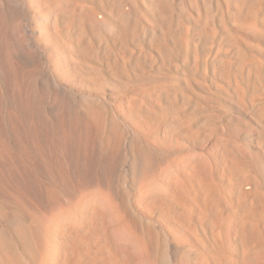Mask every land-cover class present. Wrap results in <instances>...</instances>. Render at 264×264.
<instances>
[{
    "label": "bare ground",
    "instance_id": "1",
    "mask_svg": "<svg viewBox=\"0 0 264 264\" xmlns=\"http://www.w3.org/2000/svg\"><path fill=\"white\" fill-rule=\"evenodd\" d=\"M34 7L47 22L54 46L76 60L74 70L87 66V76L95 77L97 84L124 90L129 74H150L159 67L166 74L182 72L186 80L179 89L151 87L144 95L152 100L139 103L129 97L125 110L127 118L139 117L166 131L181 129L185 135L199 129L189 118L184 93L191 80L201 78L204 46L217 41L229 46L234 68L243 70L248 51L238 49L226 31L233 24L253 23L260 34L254 40L264 44V0H37ZM26 14L23 0H0V264H44L49 252L48 264H132L131 253L116 246L108 233L110 200L116 201L146 252L155 253V229L143 226L114 188L116 170L131 168L122 152L128 142L137 145L135 138L127 142L115 125L101 137L103 121L81 111L62 120L77 97L44 71L42 49L25 38ZM206 17L222 34L220 42L215 29H207ZM209 66L230 78L224 61L213 60ZM248 72L258 78L257 68ZM240 90L239 83L233 85L236 96ZM131 95L142 94L133 90ZM222 150L218 169L204 161L193 164L190 177L175 176L161 190H149L146 200L178 230L193 236L208 234L223 213H230L236 221V242L253 248L264 261V223L258 225L251 215L257 207L264 218V199L258 196L256 207H250L240 191L250 156L237 147L231 153ZM133 152L140 167L137 178L146 185L153 177L154 159L149 152ZM145 162L151 169L144 168ZM223 179L234 185L232 199L218 189ZM73 210H78L75 217L65 215ZM188 259L190 264H234L211 239Z\"/></svg>",
    "mask_w": 264,
    "mask_h": 264
},
{
    "label": "rangeland",
    "instance_id": "2",
    "mask_svg": "<svg viewBox=\"0 0 264 264\" xmlns=\"http://www.w3.org/2000/svg\"><path fill=\"white\" fill-rule=\"evenodd\" d=\"M23 1L27 9L25 17V29L27 28L28 32L27 36L25 35L27 43L35 44L42 49L41 63L44 71L54 76L61 85L77 97V103H73V107L68 112L63 113L62 120L65 122L68 117L70 118L79 111L88 116L96 115L103 121L101 137L108 134L111 125H115L119 132L127 137V142L131 137L132 139L135 138V143L137 142V145L129 142L126 144L122 152V157L124 155L122 160H127L131 168L128 171H123L122 167L116 170L114 188L117 187L116 189L121 191L130 213L143 226L155 229L158 239L156 250L153 251L155 253L146 252L143 242L135 236L114 200L109 201L110 215L107 218L108 233L112 241L116 246L125 248L131 253L132 264H190L188 259L190 253L205 246L209 239L217 244L219 253L234 264H264V261L257 258L253 248L242 247L236 242L233 236L236 221L230 213H223L217 225L208 234L198 233L193 236L178 230L175 223L167 218L159 208L152 206L146 200L149 190H161L163 185L169 183L175 176L190 177L188 170L193 164L204 161V164L208 163L210 167L218 169L220 167L219 161L224 156L223 147L230 153L232 147H237L245 150L250 156L251 162L246 163L250 166L247 167L249 172H243V179L245 180L240 185L241 195L249 206L256 207L254 200L258 196L264 199V143L261 141L264 131V59L262 58L264 44L254 40L260 37L256 25L253 23L233 24L232 30L226 31L229 39L237 45L238 49L248 51L246 52V59L243 61V70L234 68L233 52L229 46L218 43V41L216 44L207 43L204 46L202 63L206 65L202 66L201 78L191 80L189 82L191 87L184 93L188 105L186 106L190 108L189 118L199 126V129L193 135H185L181 129L166 131L163 126H151L142 118L141 120L139 117L127 118L125 110V104L129 97L139 103L152 100L149 96L144 95V92L151 87L161 84L171 85L179 89L180 83L186 80L182 72L176 71L166 74L159 67L150 74H129L128 90L126 88L124 90L116 89L112 85L110 87V85L97 84L95 77L87 76L89 71L87 66L82 71L74 70L72 67L76 60L69 57L62 48L55 47L48 38V24L36 13L34 7L37 0ZM98 15L102 17L101 14ZM195 20L194 17L191 19L192 22ZM204 23L207 24L206 27L210 31L215 29V32L219 34L217 38L220 42L223 36L218 29L209 25V17L205 18ZM25 29L24 34L26 33ZM255 31L257 32L255 33ZM256 45L259 47L256 48ZM213 60L224 61L226 67L229 66L228 68L231 70L229 79H224L219 75L216 68L209 66ZM249 67L258 69V78L248 72ZM95 72L98 73L99 70L95 69ZM100 76L102 78V75ZM213 76L214 78H212ZM226 83L228 84L225 85ZM236 83L241 86L237 96L233 92V85ZM133 90L142 95L132 96ZM203 102H207L208 107L201 104ZM199 121L204 122H201L200 125ZM232 142L236 146H232ZM134 149L149 152L154 159L153 177L146 185H143L137 178L140 167L135 163ZM154 162H156L155 165ZM146 167L149 166L145 162L144 168ZM217 186L224 197L233 198L234 185L230 181L223 179L218 182ZM251 211L254 221L260 226L263 225V210L256 207ZM77 213L78 210H73L65 213V215L75 217ZM51 257V252H49L46 257L48 260H45L44 264H48Z\"/></svg>",
    "mask_w": 264,
    "mask_h": 264
}]
</instances>
